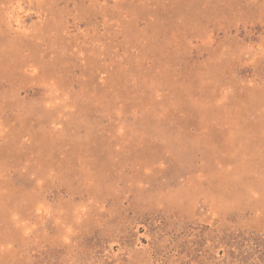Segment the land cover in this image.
Wrapping results in <instances>:
<instances>
[{"label":"rangeland","instance_id":"rangeland-1","mask_svg":"<svg viewBox=\"0 0 264 264\" xmlns=\"http://www.w3.org/2000/svg\"><path fill=\"white\" fill-rule=\"evenodd\" d=\"M0 264H264V0H0Z\"/></svg>","mask_w":264,"mask_h":264}]
</instances>
